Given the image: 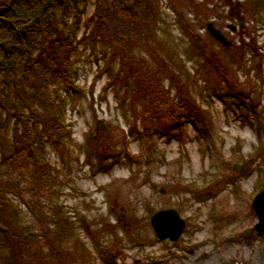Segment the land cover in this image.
<instances>
[{
  "label": "rangeland",
  "instance_id": "rangeland-1",
  "mask_svg": "<svg viewBox=\"0 0 264 264\" xmlns=\"http://www.w3.org/2000/svg\"><path fill=\"white\" fill-rule=\"evenodd\" d=\"M258 1L158 0L149 40L132 46L126 68L105 37L88 33V1L72 55L79 89L62 90L70 133L42 138L48 180L33 185L28 145L13 151L15 161L0 148V180L17 189H7L1 212L37 233L27 262L264 264L252 207L264 188ZM209 20L230 45L209 33ZM165 116L169 128L160 126ZM7 133L16 137L12 122ZM169 207L185 221L176 239L158 237L150 222ZM58 216L72 229L49 237Z\"/></svg>",
  "mask_w": 264,
  "mask_h": 264
},
{
  "label": "trees",
  "instance_id": "trees-1",
  "mask_svg": "<svg viewBox=\"0 0 264 264\" xmlns=\"http://www.w3.org/2000/svg\"><path fill=\"white\" fill-rule=\"evenodd\" d=\"M88 1L0 0V148L3 158L15 161L13 151L22 152L29 146L25 158L34 165V186L46 182L50 175L51 165L40 161L44 135L61 137L70 133L62 90L79 89L72 55ZM157 3L158 0H94V26L88 33L105 37L110 51L119 56L121 68H126L133 61L132 46L141 45V38L149 40L158 18ZM169 119L165 116L160 126L171 127ZM11 122L15 138L7 135ZM8 139L14 145L10 146ZM102 155L101 161L105 159ZM7 189L16 188L0 180V264H33L25 259L32 257L37 233L4 218L1 209L9 203ZM55 224L57 227L49 229L47 236L72 229L62 216L55 219Z\"/></svg>",
  "mask_w": 264,
  "mask_h": 264
},
{
  "label": "water",
  "instance_id": "water-1",
  "mask_svg": "<svg viewBox=\"0 0 264 264\" xmlns=\"http://www.w3.org/2000/svg\"><path fill=\"white\" fill-rule=\"evenodd\" d=\"M208 31L217 40L225 45L231 44V39L228 38L219 28H217L212 20L206 22ZM234 28V26H231ZM240 165H238L239 167ZM252 206L257 214L258 221L254 224V228L262 231L264 230V188L257 192L252 200ZM150 222L158 237H168L176 239L181 233L184 226V219L179 215L175 208L169 207L155 211L150 218ZM251 228H247L249 233Z\"/></svg>",
  "mask_w": 264,
  "mask_h": 264
}]
</instances>
